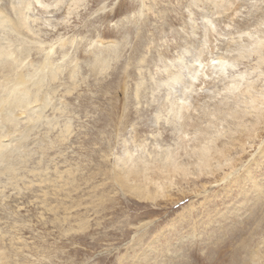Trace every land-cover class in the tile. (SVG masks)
Segmentation results:
<instances>
[{
	"label": "rangeland",
	"instance_id": "374dc122",
	"mask_svg": "<svg viewBox=\"0 0 264 264\" xmlns=\"http://www.w3.org/2000/svg\"><path fill=\"white\" fill-rule=\"evenodd\" d=\"M67 1L27 10L29 34L9 23L22 0H0V61L13 52L29 81L0 160L14 168L0 174V264H264V0ZM249 86L258 101L232 127L234 163L207 175L187 154L183 113ZM172 152L188 176L121 182Z\"/></svg>",
	"mask_w": 264,
	"mask_h": 264
},
{
	"label": "bare ground",
	"instance_id": "6f19581e",
	"mask_svg": "<svg viewBox=\"0 0 264 264\" xmlns=\"http://www.w3.org/2000/svg\"><path fill=\"white\" fill-rule=\"evenodd\" d=\"M80 1L81 0H72L70 3V6L73 7L74 9H77L80 5L79 4ZM66 2H68V1L67 0H24L23 1L22 0L21 4H23V5H19V6L14 5L12 3L13 4V5H11L12 9H13V11L15 10L17 12L18 16L15 19H13V18L9 19L10 20L9 23L11 24V26L14 28L15 31H19V29L21 30L26 26L25 28L28 29V30L25 29L27 31V33H29V34L31 32L36 33L34 31L33 27H31V26L27 27L30 17H28L26 11L29 9H32V10L37 9V12L41 13V14H45V13L47 14L48 12L57 13L59 10L62 9L63 5ZM2 11H3L2 13L5 12L4 10H2ZM0 13H1V11H0ZM3 16H5V14ZM7 20H8V18H7ZM258 20H260V19L258 18L255 21H258ZM51 23H50V25H52ZM21 31H23V30H21ZM19 42H20V40H19ZM259 42H261V41H259ZM3 43H5V42H3ZM260 45L262 47H264V42L260 43ZM28 48H29V46H28ZM5 51L7 52V50H5ZM8 54L9 55H6V54H4V55L8 56V57L11 56L10 58H8V59L6 58L7 60L3 58L4 60L0 61V72H1L0 73V160H1V163H3L5 161V158H9V156H10L8 154V149H11V148H9V146H12V142L14 141L13 140L14 133L16 131V129H15L16 123L14 122V119H13V121L11 119V110H13L12 108L18 106L16 104L17 102L15 100L16 98L14 96L15 95L14 91H15V89H17V86H25L26 87L27 82H29L28 79L25 78V75L23 76V74H19L21 72L20 69L18 70L20 72L15 71L16 69H18V67L14 66L15 65L14 63H16V62L13 61L14 59L12 58L13 52L10 51V53H8ZM2 55H3V47L0 45V58L1 59H2ZM14 55H15V53H14ZM18 57H20V54H18ZM16 60H17V58H16ZM49 60H50V58L47 56V59L42 63V65L40 67L42 69H45L48 66V64L50 63ZM103 64H104L103 56L98 57V59L96 60V66H101ZM14 67H17V68L14 69ZM22 69H23V67H22ZM53 70H55V68H52V71ZM15 72H17V75ZM50 73H52V72H50ZM33 77H35V76H33ZM36 79H37V77H36ZM36 85H37V83H36ZM250 92H251V90H250V86H249V88H247V90L245 88L241 92H238V94H235L234 96H232L231 97L232 100H230V98H227V99L223 98L221 100V102H219L215 105H212L213 106L212 108L210 106L211 104H206L204 106L202 105V106L198 107V109H196L195 111L186 110L183 113L184 129L186 131V135L190 137L189 140L186 142V144L188 143L186 145V147L189 148L188 152L187 151L186 152L190 156L195 157L194 164H196L197 168L200 171L205 172L207 175L210 174L211 176H215V172L220 171V169L223 168L224 163L229 161V166L233 165L234 160L231 157V154L229 152L232 149V145L236 139V136L233 133L235 130H232V127L234 126L235 129H237L238 121H239V127H240V125H241L240 120L244 121V118L246 117V115L248 113V109L250 107L256 109V103L258 101L255 96H253V95L251 96ZM20 93L21 92H19V94ZM27 94H25V95L27 96ZM21 98L23 100L25 99L23 97H21ZM25 104H27V103H25ZM246 104L249 105L250 107H246L245 110H242V108ZM16 110L18 111V109H14V111H16ZM257 111H258V108H257ZM213 114H216L218 116L220 115V118L222 119L223 123L227 124L226 129H225V130H227V132H222V134H221V135H224L223 137H220V133H221L220 129H215V131H213V132L211 131V129H212L211 124L213 123V121H211V116ZM13 115H14V113H13ZM261 116H262V111H261L260 115L258 116V119L255 121V123H253V126H251V128L247 132V137L251 136L252 133L254 132V130H256V126L260 122ZM5 124L8 125L7 130H5L3 127ZM229 130H232V132H228ZM239 130H240V133L243 132V130H245V126H241V128ZM5 139L9 142H4ZM215 142H219V143L217 144ZM227 153H229V154H227ZM228 155H229V158H228ZM6 160H8V159H6ZM135 162H137V161H135ZM132 164L130 166L135 165L134 167H137L139 169L136 171L135 170L132 171V170H130L131 169L130 167H127L128 169H126L127 170L126 173L124 175L120 176V180L125 185L135 186L137 189L142 191V190H148V189H152V188L153 189L162 188L164 186V184H162L163 182H161L160 180H163V181L164 180H171L172 177L177 175V174H179L183 177L188 176L189 165H191V162L189 160H183L181 158V155H179V153L172 152V153L165 154L161 159H158L155 161L140 160L139 163L137 162L133 165ZM10 165L9 164L5 165L3 167V169H0V174L5 173L7 175H12L14 173V168ZM12 183L10 182V184H12Z\"/></svg>",
	"mask_w": 264,
	"mask_h": 264
}]
</instances>
